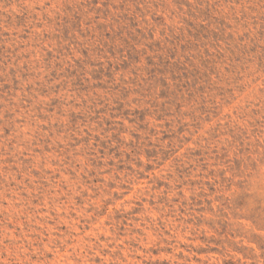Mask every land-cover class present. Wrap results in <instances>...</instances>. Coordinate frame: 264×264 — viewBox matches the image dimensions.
I'll return each mask as SVG.
<instances>
[{"label":"rangeland","instance_id":"1","mask_svg":"<svg viewBox=\"0 0 264 264\" xmlns=\"http://www.w3.org/2000/svg\"><path fill=\"white\" fill-rule=\"evenodd\" d=\"M0 264H264V0H0Z\"/></svg>","mask_w":264,"mask_h":264}]
</instances>
